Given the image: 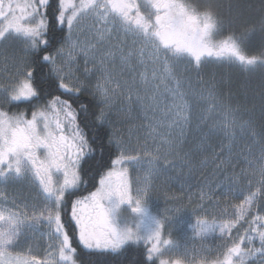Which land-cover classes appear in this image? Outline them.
<instances>
[{
  "label": "snow or ice",
  "instance_id": "obj_1",
  "mask_svg": "<svg viewBox=\"0 0 264 264\" xmlns=\"http://www.w3.org/2000/svg\"><path fill=\"white\" fill-rule=\"evenodd\" d=\"M233 23L205 0H57L54 8L52 0H0V50L23 53L11 57L14 72L0 82V186L27 182L38 190L33 203L0 192V264H103L102 256L112 264H182L165 258L183 247L165 229L184 206L161 213L155 185L182 190L181 177L206 165L201 144L216 130L203 129L218 106L228 117L220 131L229 151L215 154L199 200L240 202L195 221V237L216 236L220 245L187 264H264V97L258 128L241 105L224 103L215 81L201 83L207 94L197 103L190 98L192 68H264V8L245 29L259 35L255 54ZM255 108L244 111L254 116ZM134 112L147 121L135 142L122 131ZM238 133L252 143L234 155ZM240 160L252 176L235 171ZM37 231L46 247L20 250Z\"/></svg>",
  "mask_w": 264,
  "mask_h": 264
},
{
  "label": "rangeland",
  "instance_id": "obj_2",
  "mask_svg": "<svg viewBox=\"0 0 264 264\" xmlns=\"http://www.w3.org/2000/svg\"><path fill=\"white\" fill-rule=\"evenodd\" d=\"M20 52L19 46L9 47L7 49L0 50V82L7 80L11 74L14 72L12 67L13 55H22ZM192 86L195 89V96L190 97L193 100V103H196V98L201 93L204 95L207 94L205 88L201 87V82H196L192 80ZM13 111H17L16 109ZM213 113V112H212ZM211 113V114H212ZM205 113V115H208ZM144 119V114L133 113L132 117L128 118L124 125L122 126V131L125 135H128L129 132L132 134L133 142H135L136 135L141 134L138 129L141 124L146 123ZM211 128L210 125H206L203 130ZM195 143H200V137H195ZM206 142V146L211 148V141ZM201 144V155L198 157L199 160H206L207 163L202 168H198L197 171L192 175L191 179H185L181 177V180L184 181V187L181 190V185L179 183H172L171 185H164L162 181L156 182V191L154 193V199L156 200V207L159 208L161 213H166L167 210L172 209L180 204L184 206V213L180 215V219L175 221L172 226L166 225V233H171V238L173 240H180L183 247L175 250L173 253L166 255L165 258L171 259H180L182 264H187V261L193 259L199 261L201 257L207 253L212 255L215 248L220 245V240L216 236H209L206 240H201L200 238L195 237L192 227L195 224V221L198 218L206 217L208 219L221 217L223 210L228 207V211L231 212L232 209L229 207L232 203H239L240 201H235L231 197L225 199L223 196H217L215 200L209 202L205 200L201 202L199 196L201 194V188L205 184V178L211 174L213 170V162L216 159L215 150H213L209 155L206 154L205 149H202L205 146V143ZM248 171L249 176L252 175V170L245 167ZM231 171V169H229ZM135 179V173L132 174ZM175 175V174H174ZM176 187V191L174 190ZM206 191V189H205ZM0 192H3L9 198H15L21 202H38V190L33 185L27 182H18V183H9L7 186H0ZM84 195H87L84 194ZM175 195L180 197L179 201H173L168 199V196ZM217 203L219 207H217ZM155 208L153 211L155 212ZM176 224H179L180 227L177 228ZM235 231V230H234ZM47 244V237L42 236L40 231L35 233H28L26 242L21 244L22 251H27L29 247L33 248L34 251H42Z\"/></svg>",
  "mask_w": 264,
  "mask_h": 264
},
{
  "label": "trees",
  "instance_id": "obj_3",
  "mask_svg": "<svg viewBox=\"0 0 264 264\" xmlns=\"http://www.w3.org/2000/svg\"><path fill=\"white\" fill-rule=\"evenodd\" d=\"M205 2L211 3L226 21L234 20L232 25L233 31L237 32L238 35L245 36L246 43L252 41L251 46L247 50L250 54H255V51L259 46V35L252 36L250 33L246 34L245 29L251 28L253 22L258 20L262 8H264V0H205ZM56 3L57 0H52L53 8L56 6ZM51 15L52 13L50 10L49 16L51 17ZM188 76L192 80L201 82L204 85H210L213 81L217 82L224 103L231 104L233 107L241 105V114L243 117L245 119H254L257 128L259 127V106L261 103V97H264V68L256 67L255 69L244 71L237 65L210 63L200 69L192 68L188 73ZM198 102L202 107H207L208 102L206 100H200ZM252 105L256 106L254 109V116H251V114L244 111L245 108H251ZM25 109L26 105H21L19 110ZM227 118L226 109L223 106H218L211 116L208 117L206 125H210L211 129H215L216 134L211 135L206 140L212 142L211 148H208L206 146L207 143L204 142L205 146H203L202 149H205L206 154L208 153L207 155L213 150H215V153L220 156H224L228 153L230 142L220 131ZM203 131H208V129ZM245 142L251 144V138L247 136L242 138L238 133L235 141L231 143V150L234 155L236 152L243 150ZM104 158L106 161L107 153H105ZM245 167H247L246 163L243 160H240V162L236 164L235 171L239 173L241 168ZM254 178L255 177H253V179ZM93 182L92 178L89 177L86 185L82 187L80 191L83 194H86L87 190L92 189ZM237 186L245 188L246 184L243 180H240ZM175 188L176 187H174L173 191H176L177 188ZM138 251L139 249L133 250V252L129 254V257L133 259L138 258ZM99 259L103 264H112L111 258L108 256H102Z\"/></svg>",
  "mask_w": 264,
  "mask_h": 264
}]
</instances>
